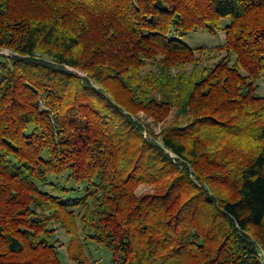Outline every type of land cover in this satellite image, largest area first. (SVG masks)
<instances>
[{"label": "trees", "instance_id": "obj_1", "mask_svg": "<svg viewBox=\"0 0 264 264\" xmlns=\"http://www.w3.org/2000/svg\"><path fill=\"white\" fill-rule=\"evenodd\" d=\"M261 75L264 0H0V264H264Z\"/></svg>", "mask_w": 264, "mask_h": 264}, {"label": "rangeland", "instance_id": "obj_2", "mask_svg": "<svg viewBox=\"0 0 264 264\" xmlns=\"http://www.w3.org/2000/svg\"><path fill=\"white\" fill-rule=\"evenodd\" d=\"M183 41L188 45H190L192 48H203V47L216 48L226 43V33L225 31H220L217 34H210L204 31H193L188 35H186L183 38ZM1 53L5 55L10 54L8 50H1ZM206 56H208V54ZM206 63L211 64L213 63V61H208ZM74 72L80 75H84L80 71H74ZM257 83L259 85V94L264 95V75H261L258 78ZM174 116H175V112L165 123H159V124H156L153 121V119L149 118L144 113H140L138 118L142 123L147 124V126H149L158 135L159 133H161L164 127L170 125V120ZM58 181L63 187H67L70 189L71 188L74 189V187L75 188L78 187L81 189L80 192L85 193V190L83 189L84 187L82 188L78 186L72 179L69 178V173H65L63 174V176H60L59 178L53 177L51 182L56 183ZM44 189L50 192H55V194H60L59 192L53 190V187L50 185L46 186ZM156 190H157L156 184H142L137 189L136 194L138 196L148 193L151 194V193H155ZM219 191L223 194H229L230 192L233 193L230 190V188L225 186L219 187ZM77 223L79 230L81 231L83 225L81 222H77ZM50 228L54 230V233L52 234L53 235L52 238H54V241H56L57 246L60 248L62 261L65 264H78L70 259L67 251L68 245L70 244L72 237L57 224L53 225ZM85 256L87 259V264H119L117 261L114 260V255L111 251H109L104 246L97 245L93 241H90L87 244Z\"/></svg>", "mask_w": 264, "mask_h": 264}]
</instances>
